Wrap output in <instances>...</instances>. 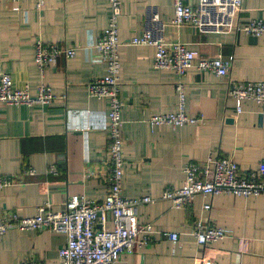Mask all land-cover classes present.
Here are the masks:
<instances>
[{
	"label": "crops",
	"instance_id": "crops-1",
	"mask_svg": "<svg viewBox=\"0 0 264 264\" xmlns=\"http://www.w3.org/2000/svg\"><path fill=\"white\" fill-rule=\"evenodd\" d=\"M198 1L184 0L191 5ZM119 2L121 193L154 200L137 208L138 224H151V233L140 232L132 251L123 252L117 264H197L202 257L214 264H264V194H197L182 208L160 198L166 187L183 185L187 163L232 155L240 170L249 172L264 159V105L244 99L237 112L228 93L230 81L264 80V32L255 37L238 29L251 19L264 21V0H242L233 24L208 30L173 24V0ZM154 13L159 16L156 35L164 43H184L204 59L220 56L229 64L228 73L199 71L196 61L182 74L155 68V47L129 41L149 26ZM109 15V0H44L40 9L35 0H0V73L11 75L14 88L27 86L34 95L45 84L54 94L45 105L0 103V174L18 179L0 189V216H32L46 201L60 209L73 194L96 201L105 197L110 102L90 95L87 84L105 74V64L93 59L92 44ZM38 39L75 46V54L59 57L42 72L34 62ZM178 84L184 89L185 110L203 121L150 127L151 115L178 110ZM52 166L56 173L48 172ZM25 167L33 168L34 175L22 173ZM205 203L209 209L203 208ZM198 219L221 227L224 237L197 244L191 229ZM167 232H176L177 241ZM65 241V235L47 228L8 230L0 235V264H19L26 258L55 264Z\"/></svg>",
	"mask_w": 264,
	"mask_h": 264
},
{
	"label": "built area",
	"instance_id": "built-area-1",
	"mask_svg": "<svg viewBox=\"0 0 264 264\" xmlns=\"http://www.w3.org/2000/svg\"><path fill=\"white\" fill-rule=\"evenodd\" d=\"M17 2L18 0H12ZM119 0H109L108 25L99 38L92 44L96 61L105 64V74L87 84L90 95L108 98L110 109L107 114L110 143L108 146L109 169L106 176L108 188L105 197L96 201L83 195H70L62 202L60 209H53L46 201L37 207L32 216L21 217L16 213L0 216V235L11 229L18 231L47 228L49 231L65 235L66 241L58 250V262L55 264H117L123 252H131L140 232L151 233V224L140 225L137 221V208L142 203L154 199L150 196L139 198L124 197L121 193L124 160L122 155L123 137L121 133L119 99L120 60L118 47L117 19L120 15ZM44 0H35V7L42 8ZM174 16L172 23L189 24L196 29H221L233 24L234 16L242 7V0H199L197 4H186L184 0H173ZM159 16L152 14L149 26L141 34L129 39L132 44L153 45L155 55L153 66L157 69H170L179 74L184 73L195 61L199 71H211L224 76L229 71V64L220 56L200 58L198 53L184 43L167 45L156 35ZM246 34L259 36L264 32V21L251 19L238 28ZM75 46L58 43H45L36 40L34 44V62L43 72L45 68L56 63L59 57H73ZM178 93V110L175 112L156 113L149 117L150 127L167 124L172 127L185 124L196 125L203 117L192 116L184 108L185 94L182 84L176 86ZM228 93L235 99L237 112L241 111V101L252 99L264 105V80L230 81ZM54 98L50 86L40 84L32 95L27 86L14 88L11 75L0 73V103L8 105L48 104ZM48 172L56 173L52 166ZM22 173L34 175L31 167H25ZM185 180L179 188L166 187L161 197L169 200L176 208L188 207L197 194L203 196L228 193L235 196L252 197L264 194V159L253 171L243 172L230 156H208L202 163H187L184 167ZM18 179L15 176L0 174V189ZM204 209L210 204L205 203ZM110 215V218H108ZM191 233L199 245L220 240L225 232L221 227L206 225L200 219L195 220ZM172 242L178 234L167 232ZM148 236L140 240L145 243ZM19 264H42L26 258ZM197 264H214L207 257L199 259Z\"/></svg>",
	"mask_w": 264,
	"mask_h": 264
}]
</instances>
